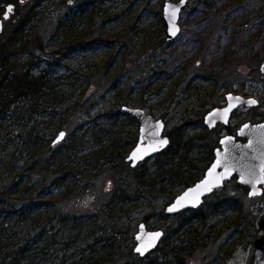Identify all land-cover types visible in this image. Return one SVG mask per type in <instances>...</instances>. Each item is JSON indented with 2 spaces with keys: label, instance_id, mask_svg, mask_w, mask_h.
<instances>
[{
  "label": "rangeland",
  "instance_id": "obj_1",
  "mask_svg": "<svg viewBox=\"0 0 264 264\" xmlns=\"http://www.w3.org/2000/svg\"><path fill=\"white\" fill-rule=\"evenodd\" d=\"M14 1L7 20L2 16L12 3H0V36L30 11L33 31L53 37L51 44L66 54L59 63L46 54L30 67L51 79L50 91L62 100L56 105L48 98L35 116L40 131L53 137L66 131L59 147L74 136L84 143L72 156L61 150L80 173H70L66 162L60 171L47 159L46 146L33 155L21 143L26 123L19 115L3 122L0 184L20 182L18 194L35 197L39 206L31 217L40 225L50 221L54 231L63 226L75 261L93 248L103 251L99 264H264V249L254 247L264 234L258 225L264 191L249 197L233 179L197 209L165 215L171 197L186 186L158 176L163 159L157 156L136 168L120 161L136 144L138 124L119 112L125 105L141 107L163 119L171 151L206 168L205 145L210 141L212 149L222 132L216 127L208 133L204 117L227 94L259 102L235 110L232 132L264 120V0H188L173 41L165 40L163 0ZM59 19L66 26L56 31ZM141 222L164 236L153 252L139 257L133 249Z\"/></svg>",
  "mask_w": 264,
  "mask_h": 264
},
{
  "label": "trees",
  "instance_id": "obj_2",
  "mask_svg": "<svg viewBox=\"0 0 264 264\" xmlns=\"http://www.w3.org/2000/svg\"><path fill=\"white\" fill-rule=\"evenodd\" d=\"M3 2L12 3L17 7L14 0H0V3ZM1 10L0 7V12ZM33 18L30 11L24 12L11 28L0 36V129L4 128L3 122L8 116L19 115L26 123L25 128L19 131V136L30 154L34 155L46 146L47 159L55 164L56 168L61 171L63 163L66 162L70 173L79 174L78 165L72 166V161L67 160L61 150L64 147L70 156L81 151L84 143L80 137L70 138V143L66 146H53V133L40 131L41 122L35 119V116L46 108L48 98L56 105L62 100L61 94L50 91L51 79L44 72L34 75L30 67L37 65L46 54L51 59H47L49 62L53 60L57 63L66 54L63 48L51 44L53 37L50 40V37L33 31L29 26ZM65 26L63 19H59L55 29L57 31ZM29 121L33 124H29ZM172 143L170 141L167 149L157 155V160L163 159L157 174L163 176V180L169 181L170 185H192L206 169L204 162L201 167H195L192 159L185 161L187 158L183 156L184 153L179 155L171 151ZM205 146L207 149L202 161L208 162L212 152L210 141ZM114 160L104 159L103 162L112 163ZM120 161L125 162L123 158ZM183 167L187 170L180 172ZM197 169L198 171H193ZM141 183L151 184L149 181ZM20 188V182L0 184V264H99L98 259L102 258L100 255H103V251L95 253L93 248H88L85 256L81 254L82 260L75 261L74 251L70 249L72 245H69L71 237L67 239V231L63 226L54 231L55 226L50 221L47 222L49 225H40L37 218L31 217L39 204L32 195H29L28 199H24L23 193L19 195ZM16 194L18 195L15 196Z\"/></svg>",
  "mask_w": 264,
  "mask_h": 264
},
{
  "label": "water",
  "instance_id": "obj_3",
  "mask_svg": "<svg viewBox=\"0 0 264 264\" xmlns=\"http://www.w3.org/2000/svg\"><path fill=\"white\" fill-rule=\"evenodd\" d=\"M19 1L23 2L24 0ZM187 1L163 0L161 20H163L166 41H173L180 34L179 16L184 11ZM14 7V4L6 5L2 17L7 20ZM1 27L0 21V31ZM259 69L264 75V59L261 61ZM250 101H255V103H249ZM225 103V106L212 108L206 113L203 124L209 130L217 123L226 124L232 112L242 105L246 107L258 105L255 98L240 96L232 92L226 95ZM119 112L123 117L131 118L138 124L137 142L124 158L131 168H135L149 157H155L167 149L170 138L165 135L166 125L163 119L154 117L141 107L125 105ZM237 134L244 137L245 141H236L234 136H222L219 141L220 147L214 150L213 162L206 167L199 180L182 189V192L165 207L164 212L167 216L197 209L204 203L205 197L211 195L214 190L222 188L224 183L233 177H236V182L239 185L248 187L247 196L257 197L262 194L264 190V122L257 124L245 122L238 129ZM66 135V131H59L51 145L61 143ZM258 225L264 229V217L261 218ZM162 238V230L150 231L141 222L134 234L133 252L140 257L147 255L158 246ZM254 247L264 249V234L256 239Z\"/></svg>",
  "mask_w": 264,
  "mask_h": 264
},
{
  "label": "flooded vegetation",
  "instance_id": "obj_4",
  "mask_svg": "<svg viewBox=\"0 0 264 264\" xmlns=\"http://www.w3.org/2000/svg\"><path fill=\"white\" fill-rule=\"evenodd\" d=\"M19 1V0H18ZM19 3H21V1H19ZM15 8V7H14ZM4 19V18H3ZM6 20V19H5ZM225 102L223 103V104H221V106L219 107V108H221V107H223V106H225ZM242 106H244V105H242ZM245 108H247L248 109V107H246V106H244ZM241 108V107H240ZM235 110L232 112V115L230 116V118H229V120H228V122L226 123V124H224V123H217V124H215L216 126L215 127H213V128H216V127H218V128H220L221 129V132L222 133H220V136H219V138H218V140H216L215 142H216V144H215V146L214 147H212V149H211V153H210V160H209V164H208V166L213 162V159H214V157H213V153H214V150L215 149H217V148H219L220 146H219V141H220V139L222 138V136H234V139L236 140V141H240V142H244L245 141V138L243 137H240V136H238V134H237V131H238V129L240 128H237V129H235L233 132L230 130V126H231V124H230V122H231V119H232V117H233V115H235ZM247 122H249V123H251V124H257V123H262V122H264V120H261V121H253V122H250V121H247ZM213 128H211V129H213ZM208 130V133H209V131H211V130H209V129H207ZM214 142V141H213ZM233 179H236V177H233L231 180H233ZM231 180H229V181H231ZM229 181H227V182H229ZM227 182H225V183H227ZM224 183V184H225ZM243 187V186H242ZM245 189H247L248 190V187H244ZM222 189V188H221ZM218 190V189H217ZM217 190H214V192L215 191H217ZM264 191V190H263ZM213 192V193H214ZM263 193V192H262ZM164 214H165V212H164ZM180 214V213H179ZM166 215V214H165ZM163 236H164V234H163ZM163 239V238H162ZM161 239V240H162ZM161 240H160V242H161ZM159 242V243H160ZM158 246H159V244H158ZM157 246V247H158ZM156 247V248H157ZM155 248V249H156ZM154 249V250H155ZM153 252V251H152ZM138 256V255H137ZM140 257V256H139Z\"/></svg>",
  "mask_w": 264,
  "mask_h": 264
},
{
  "label": "snow or ice",
  "instance_id": "obj_5",
  "mask_svg": "<svg viewBox=\"0 0 264 264\" xmlns=\"http://www.w3.org/2000/svg\"><path fill=\"white\" fill-rule=\"evenodd\" d=\"M9 11H11V9H9ZM249 103H255V101H250ZM137 251H140V249H137Z\"/></svg>",
  "mask_w": 264,
  "mask_h": 264
}]
</instances>
